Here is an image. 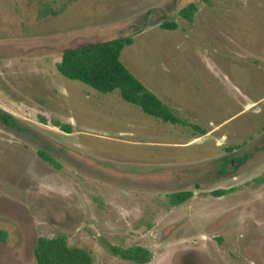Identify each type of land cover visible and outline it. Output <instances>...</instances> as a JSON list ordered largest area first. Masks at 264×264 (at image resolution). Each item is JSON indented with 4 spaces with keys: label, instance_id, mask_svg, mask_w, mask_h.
Instances as JSON below:
<instances>
[{
    "label": "rangeland",
    "instance_id": "rangeland-1",
    "mask_svg": "<svg viewBox=\"0 0 264 264\" xmlns=\"http://www.w3.org/2000/svg\"><path fill=\"white\" fill-rule=\"evenodd\" d=\"M119 36L129 70L207 134L57 69ZM262 177L264 0H0V264H37L39 237L60 235L93 264H139L113 250L136 246L143 264H264Z\"/></svg>",
    "mask_w": 264,
    "mask_h": 264
},
{
    "label": "trees",
    "instance_id": "trees-1",
    "mask_svg": "<svg viewBox=\"0 0 264 264\" xmlns=\"http://www.w3.org/2000/svg\"><path fill=\"white\" fill-rule=\"evenodd\" d=\"M203 1L212 6V0ZM48 10L54 16L62 12V9L48 8ZM198 10V5L191 2L181 8L179 14L189 22H193ZM160 27L175 30L179 24L175 20H168L162 22ZM133 40L131 36H119L67 47L62 53L61 61L57 63V69L63 76L81 81L101 93L106 94L118 90L125 101L162 122L192 128L199 136L207 134L206 128L181 116L176 109L161 100L123 63L121 53L127 45L133 43ZM1 118L8 124H17L14 117L8 113H2ZM55 125L71 132L70 126L59 121H55ZM39 154L46 161L56 164L50 154L42 150L39 151ZM225 163L220 170L221 173L227 170L225 166L231 162L226 161ZM261 179L264 180V177ZM193 194V191L189 189L179 190L170 194V201L173 205H180L192 198ZM113 250L124 259L139 264L147 263L151 259L150 251L141 246L124 249L115 247ZM35 256L37 264H93L91 254L83 248L69 246L65 235L52 238L39 237L35 246Z\"/></svg>",
    "mask_w": 264,
    "mask_h": 264
},
{
    "label": "water",
    "instance_id": "water-1",
    "mask_svg": "<svg viewBox=\"0 0 264 264\" xmlns=\"http://www.w3.org/2000/svg\"><path fill=\"white\" fill-rule=\"evenodd\" d=\"M232 165H238V161L233 160V161H232Z\"/></svg>",
    "mask_w": 264,
    "mask_h": 264
},
{
    "label": "flooded vegetation",
    "instance_id": "flooded-vegetation-1",
    "mask_svg": "<svg viewBox=\"0 0 264 264\" xmlns=\"http://www.w3.org/2000/svg\"><path fill=\"white\" fill-rule=\"evenodd\" d=\"M231 163H232V161H231Z\"/></svg>",
    "mask_w": 264,
    "mask_h": 264
}]
</instances>
